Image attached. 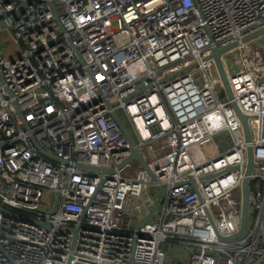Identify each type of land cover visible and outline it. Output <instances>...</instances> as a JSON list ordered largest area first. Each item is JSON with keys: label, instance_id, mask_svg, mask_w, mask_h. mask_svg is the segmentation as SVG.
I'll list each match as a JSON object with an SVG mask.
<instances>
[{"label": "built area", "instance_id": "2783aa9c", "mask_svg": "<svg viewBox=\"0 0 264 264\" xmlns=\"http://www.w3.org/2000/svg\"><path fill=\"white\" fill-rule=\"evenodd\" d=\"M0 20L23 49L0 58V264H264V36L242 41L264 0H0ZM235 41L229 98L212 53ZM250 146L249 232L221 240Z\"/></svg>", "mask_w": 264, "mask_h": 264}, {"label": "water", "instance_id": "95a60500", "mask_svg": "<svg viewBox=\"0 0 264 264\" xmlns=\"http://www.w3.org/2000/svg\"><path fill=\"white\" fill-rule=\"evenodd\" d=\"M26 3H27V1H23L21 3L19 9L12 15V17H11L12 21H15V20L18 19L19 15L23 12ZM2 26H7V22L5 20H0V27H2ZM262 36H264V27H262V28H260V29H258L256 31L250 33L249 35L245 36L242 41L243 42H247V41L253 40L255 38L262 37ZM237 45H238V42L235 41V42L230 43V44H228V45H226L224 47L215 48L213 53H212V57L216 60V66H217V69H218V72H219V76L221 78V81H222V83L224 85L225 91H226V93H227L229 98L233 97V92H232V89H231V85H230V82H229V78H228L224 63L222 61V55L224 53H226L228 50L236 47ZM77 52L80 53L79 51H77ZM0 80L3 82V77H2L1 74H0ZM113 104H114V102H110V106H113ZM232 104H233V107L235 108L237 114L239 115L240 119L242 120L247 140L251 141V131H250V127H249V124H248L247 115L242 113V111L240 110V108L238 107V105L235 102H233ZM113 116H114L115 120L117 121V123H118L119 127L121 128V130L127 136V138L130 141V143L134 146L133 154L128 159V161H131V160H133L135 158L139 159L143 163V165L146 167V169L151 173L147 161L145 160L143 155L140 153L139 149L136 147V141L134 140V138L132 137L130 132L127 130V128L123 124V122L120 119V117L118 116L117 112L114 111L113 112ZM42 152L45 155H47L48 157L52 158V159H56V160L62 161L61 158L57 157L54 154L48 153V152H46L43 149H42ZM254 166H255V163H254V159H253V148L250 146L248 148L247 172H246V176H245L244 181H243V205H242L241 230L238 233L233 234L231 236H223V235H221L220 233L217 232L218 233V237L221 240L229 241V240H233L235 238H243L249 232V230H248L249 186L248 185H249V175H250V173H251V171H252ZM110 170L111 169H105V171H107V172H109ZM151 175H152V173H151ZM211 176H213V175L204 176V177H202V179H207V178H209ZM152 177L154 178L153 175H152ZM191 182L194 183L195 180L192 179ZM158 187H159V189L162 192H165V187H162V186H158ZM55 209H56V207L52 210V212H54ZM0 210L3 211L6 214L8 213L5 209H3L1 207H0ZM143 222L144 221H141L139 223V226H141L143 224ZM45 227L49 228V225L46 224ZM252 262H254V259H252ZM68 264H71V259H70ZM255 264H260V263H255Z\"/></svg>", "mask_w": 264, "mask_h": 264}, {"label": "rangeland", "instance_id": "374dc122", "mask_svg": "<svg viewBox=\"0 0 264 264\" xmlns=\"http://www.w3.org/2000/svg\"><path fill=\"white\" fill-rule=\"evenodd\" d=\"M263 50V48H261ZM23 49L22 46L15 41L12 35V30L9 26H2L0 27V58L7 57V58H13L15 56H18L22 53ZM264 55V52H263ZM225 93L222 92V96L224 97ZM117 114L122 120L123 124L127 128V130L131 133V135L134 136V132L132 130V126L128 119L126 118L123 109L119 108L117 109ZM138 164L136 162L133 163V167H137ZM177 249V248H175ZM178 250H176L175 253H177ZM171 256L170 253L168 255L167 264H171Z\"/></svg>", "mask_w": 264, "mask_h": 264}, {"label": "bare ground", "instance_id": "6f19581e", "mask_svg": "<svg viewBox=\"0 0 264 264\" xmlns=\"http://www.w3.org/2000/svg\"><path fill=\"white\" fill-rule=\"evenodd\" d=\"M158 110H159L160 115H163L164 114V111L161 108L158 109Z\"/></svg>", "mask_w": 264, "mask_h": 264}]
</instances>
